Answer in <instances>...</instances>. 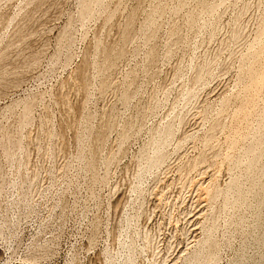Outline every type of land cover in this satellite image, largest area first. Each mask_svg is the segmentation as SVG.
I'll return each mask as SVG.
<instances>
[{
  "label": "rangeland",
  "instance_id": "374dc122",
  "mask_svg": "<svg viewBox=\"0 0 264 264\" xmlns=\"http://www.w3.org/2000/svg\"><path fill=\"white\" fill-rule=\"evenodd\" d=\"M0 264H264V0H0Z\"/></svg>",
  "mask_w": 264,
  "mask_h": 264
}]
</instances>
